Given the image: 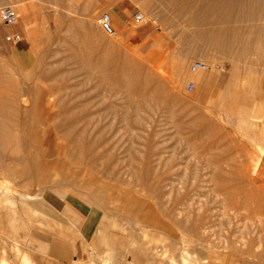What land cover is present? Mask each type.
<instances>
[{
	"label": "rangeland",
	"instance_id": "1",
	"mask_svg": "<svg viewBox=\"0 0 264 264\" xmlns=\"http://www.w3.org/2000/svg\"><path fill=\"white\" fill-rule=\"evenodd\" d=\"M4 6L17 15L0 22L15 140L0 181L47 203L33 217L0 206V260L264 264V0Z\"/></svg>",
	"mask_w": 264,
	"mask_h": 264
},
{
	"label": "bare ground",
	"instance_id": "2",
	"mask_svg": "<svg viewBox=\"0 0 264 264\" xmlns=\"http://www.w3.org/2000/svg\"><path fill=\"white\" fill-rule=\"evenodd\" d=\"M21 42V41H20ZM19 42V43H20ZM15 44H18V43H15ZM0 96H1V94H0ZM12 101V100H11ZM11 101L9 102V100H7V99H5V100H1V97H0V169H2V170H4L5 171V165H4V160L2 159V157L6 154V152H7V147L9 146V145H11L13 142H14V140L15 139H13L12 137H11V134H10V129H11V125H12V123H13V118L12 119H10L9 117H7L8 115H6V112H9L8 110H10V109H12L13 108V103H14V100L12 101V104H11ZM16 105V104H15ZM17 108V107H16ZM11 111V110H10ZM13 111H14V109H13ZM10 113V112H9ZM16 139H17V137H16ZM18 141V140H17ZM16 143V142H15ZM14 143V144H15ZM18 144H19V141H18ZM17 145V144H16ZM36 153H37V151H36ZM36 153H35V155L34 154H32V156L34 155V156H36ZM31 154V153H30ZM39 154V153H38ZM30 157V156H29ZM29 157H28V159H29ZM36 157H38V156H36ZM39 158V157H38ZM32 159H34V157L32 158ZM37 159V158H36ZM35 159V160H36ZM39 160V159H38ZM34 161V160H33ZM40 162V161H39ZM39 162H37V163H39ZM28 165V164H27ZM39 165H41V164H38V165H36V168H37V170L36 171H39V169H40V167L41 166H39ZM28 166H30V165H28ZM32 166H30L29 168L32 170V168H31ZM28 168V167H27ZM42 168V167H41ZM43 169V168H42ZM26 170H28V169H26ZM31 170H28V171H30V173H32L31 172ZM35 170V169H34ZM34 170H32V171H34ZM27 171V172H28ZM42 171V170H41ZM35 172V171H34ZM32 173V174H36L37 172H35V173ZM3 173H6V172H3ZM2 178H1V181H0V206H3V205H5V204H7V205H9V209H11L15 214H16V210H17V207H16V205H17V203H19V208H21V210L24 212V213H33V212H36V209H34L31 205H30V203H32V204H38V203H40V202H42V201H45L44 199H42V198H40L39 196L42 194V192L41 193H34V194H28V193H24V192H21V191H18L17 190V187H16V189H15V187L13 188L12 187V185H11V187L9 186V184H11V183H7L8 181L6 180V177H5V175H3V176H1ZM14 196L17 198H14ZM60 197V196H59ZM62 197V196H61ZM17 200H18V202H17ZM83 203V202H82ZM74 204V203H73ZM85 204V203H84ZM18 206V205H17ZM71 206V205H70ZM8 208V207H7ZM2 210V209H1ZM18 211V210H17ZM0 214H1V211H0ZM34 214V213H33ZM33 214H32V217H33ZM28 215V214H27ZM40 215V214H39ZM6 216V215H5ZM13 216V215H12ZM30 216V215H29ZM41 216H43V215H41ZM1 217V216H0ZM44 217V219L46 218L47 219V217H45V216H43ZM42 218V217H41ZM45 219V220H46ZM7 220V219H6ZM48 221H49V219H47ZM46 220V221H47ZM51 220V219H50ZM40 221V220H39ZM44 221V220H43ZM10 222V221H9ZM36 222V221H35ZM51 222V221H50ZM12 223V222H11ZM13 223L15 224V222L13 221ZM17 223V222H16ZM44 223V222H43ZM47 223H49V222H47ZM8 224H10V223H8ZM36 224H37V222H36ZM56 224V223H55ZM60 223H58V225H59ZM13 225V224H12ZM48 225H50V224H48ZM44 226H45V224H44ZM59 226H61L62 227V225H59ZM114 226V225H113ZM116 226V225H115ZM60 227V229L62 230H64V226L61 228ZM161 227H162V225H161ZM53 228V227H52ZM51 228V229H52ZM66 228V227H65ZM59 229V228H58ZM67 230V229H66ZM51 231H53V230H51ZM69 231V230H68ZM54 232V231H53ZM76 232V231H75ZM1 233V232H0ZM66 233V232H65ZM101 233V232H100ZM98 234H99V232H98ZM102 234V233H101ZM153 234V233H152ZM77 235V234H76ZM149 235V234H148ZM102 236V235H101ZM104 236V235H103ZM71 237V236H70ZM100 237V236H99ZM73 238V237H72ZM154 238V237H153ZM157 238H159V236L157 237ZM75 239V238H74ZM101 240H103L102 239V237H101ZM154 240H156V239H154ZM159 240V239H158ZM150 241H151V239H150ZM102 242V241H101ZM182 250V249H181ZM1 256V255H0ZM2 257V256H1ZM25 259V258H24ZM23 259V260H24ZM30 260V259H29ZM196 260V259H195ZM0 263L1 264H5V261H4V259H1L0 260ZM30 262H28V263H26V264H29ZM103 263V262H102ZM145 263V262H144Z\"/></svg>",
	"mask_w": 264,
	"mask_h": 264
},
{
	"label": "built area",
	"instance_id": "3",
	"mask_svg": "<svg viewBox=\"0 0 264 264\" xmlns=\"http://www.w3.org/2000/svg\"><path fill=\"white\" fill-rule=\"evenodd\" d=\"M134 20L136 23L141 21L140 13L134 15ZM17 21V15L10 6H4L0 9V22L5 26L14 25ZM99 27L100 29L108 36L114 35V30L111 25V17L108 13H102L99 18ZM21 36L18 33H11L6 36V41L12 43H19L21 41ZM205 64L202 61L194 60L190 64L189 71L195 73L199 70L205 69ZM192 83H188L186 86L187 91L192 90Z\"/></svg>",
	"mask_w": 264,
	"mask_h": 264
},
{
	"label": "crops",
	"instance_id": "4",
	"mask_svg": "<svg viewBox=\"0 0 264 264\" xmlns=\"http://www.w3.org/2000/svg\"><path fill=\"white\" fill-rule=\"evenodd\" d=\"M42 202H44V203H47L46 201H42ZM38 204H42L41 202L40 203H38ZM38 204H36V205H38ZM82 228H84V230L86 231V232H93V230H94V228H95V223H88V220H86V218L84 219V221H83V224H82Z\"/></svg>",
	"mask_w": 264,
	"mask_h": 264
}]
</instances>
